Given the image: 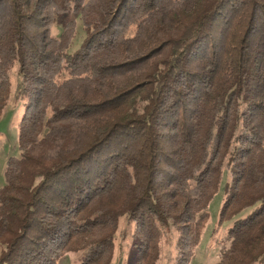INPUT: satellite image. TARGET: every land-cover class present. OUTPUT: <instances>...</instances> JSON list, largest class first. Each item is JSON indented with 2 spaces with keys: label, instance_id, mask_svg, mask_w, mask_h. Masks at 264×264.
<instances>
[{
  "label": "trees",
  "instance_id": "16d2710c",
  "mask_svg": "<svg viewBox=\"0 0 264 264\" xmlns=\"http://www.w3.org/2000/svg\"><path fill=\"white\" fill-rule=\"evenodd\" d=\"M68 10L85 30L72 52L74 25L51 33ZM15 61L0 264H58L75 236L69 264L98 263L121 215L137 264L168 225L189 264L222 177L220 219L250 208L214 264H264V0H0V115Z\"/></svg>",
  "mask_w": 264,
  "mask_h": 264
},
{
  "label": "rangeland",
  "instance_id": "374dc122",
  "mask_svg": "<svg viewBox=\"0 0 264 264\" xmlns=\"http://www.w3.org/2000/svg\"><path fill=\"white\" fill-rule=\"evenodd\" d=\"M75 20V21H73ZM74 25V33H71V41L68 48L69 52L75 50L82 42L85 36L83 22L79 16L72 10L63 13H56L55 18L51 23V33L55 37H60L66 27ZM10 69V89L9 95L5 98V105L0 115V186L4 182V166L6 158L10 155H18L19 149L17 144V126L18 121L23 113L27 102L26 94L20 92L18 61L11 65ZM134 72V71H132ZM67 75V71L63 70L60 78ZM167 145V144H166ZM224 148L220 154L218 161L224 159ZM224 181L222 177L215 192L210 199L206 209L208 211L202 228L200 238L195 246L189 264H214L220 254L221 247L228 244L224 236L232 224V222L249 212V208H244L240 212L228 217L220 219V209L224 199ZM125 221L124 215H121L115 226L114 231V249L111 254H106L105 257L99 259V262L93 264H137L136 242L133 236V227L135 223ZM175 228L168 227L155 240L150 241V254L156 255L153 264H174L175 261ZM68 245L65 246L58 264H69L78 262L81 259L82 247L85 243L80 236L73 237ZM3 245L0 244V254ZM107 256H109L107 259ZM149 259L145 260V263Z\"/></svg>",
  "mask_w": 264,
  "mask_h": 264
}]
</instances>
